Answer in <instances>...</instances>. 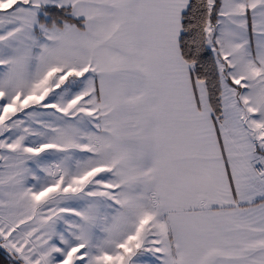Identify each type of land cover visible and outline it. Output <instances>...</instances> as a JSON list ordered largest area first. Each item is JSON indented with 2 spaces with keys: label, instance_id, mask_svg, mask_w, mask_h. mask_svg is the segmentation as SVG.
<instances>
[{
  "label": "snow or ice",
  "instance_id": "6c2138e0",
  "mask_svg": "<svg viewBox=\"0 0 264 264\" xmlns=\"http://www.w3.org/2000/svg\"><path fill=\"white\" fill-rule=\"evenodd\" d=\"M0 264H264V0H0Z\"/></svg>",
  "mask_w": 264,
  "mask_h": 264
}]
</instances>
